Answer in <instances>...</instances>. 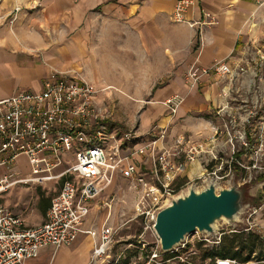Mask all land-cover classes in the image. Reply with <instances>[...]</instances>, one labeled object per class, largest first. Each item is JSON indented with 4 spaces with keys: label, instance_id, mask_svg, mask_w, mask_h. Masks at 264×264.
<instances>
[{
    "label": "crops",
    "instance_id": "0c3cea01",
    "mask_svg": "<svg viewBox=\"0 0 264 264\" xmlns=\"http://www.w3.org/2000/svg\"><path fill=\"white\" fill-rule=\"evenodd\" d=\"M180 1L0 0V99L21 91H42L54 72L80 77L97 90L129 89L135 100L162 84L139 118L145 129L134 131L133 149L148 144L165 127L167 140L159 141L160 147L170 146L178 135L210 138L221 124L216 108L232 99L224 96L223 87H233L232 97L264 92V62L259 56L264 51V0H188L186 21L177 22L172 13ZM16 7L20 10L11 22ZM206 13L214 21L207 23ZM218 60L232 67L241 63L247 74L233 83L226 74L205 76L198 85L186 83L194 61L209 66ZM176 93L184 102L177 113H167L163 101ZM219 138L224 140L222 132ZM67 159L73 160L71 154ZM136 160L150 170L148 151ZM21 161L26 165V159ZM2 167L9 173L20 168L16 163ZM201 171L200 163L189 164L177 183ZM124 179L117 174L109 188H123ZM130 190L134 195L125 196L136 202L137 191ZM55 195L36 204L34 214H22L27 226L46 220ZM99 207L100 201H91V212ZM89 215L85 228H99L107 219L104 215L102 223L95 224ZM93 247V237L81 234L71 245L42 247L26 264H87Z\"/></svg>",
    "mask_w": 264,
    "mask_h": 264
},
{
    "label": "built area",
    "instance_id": "2783aa9c",
    "mask_svg": "<svg viewBox=\"0 0 264 264\" xmlns=\"http://www.w3.org/2000/svg\"><path fill=\"white\" fill-rule=\"evenodd\" d=\"M189 5L190 1L181 0L172 19L186 21L184 12ZM19 10L20 7L15 8L11 22ZM205 15L207 23H211L213 16ZM212 74H226L233 83L247 74V68L232 67L223 60L209 66L194 61L186 73V83L198 85ZM232 91V86L222 89L224 96L232 99L216 108L221 124L210 138L196 141L178 135L170 146L160 147L158 142L167 140L165 127L148 144L128 148V153L123 150V141H135L136 134L128 131L117 138V132L112 131L109 137L113 142L104 141L105 128L95 108L97 91L80 77L54 72L42 91H21L0 99V167L16 163L21 168L0 178V197L17 184L62 180L42 224L27 226L22 214L14 213L0 202V264H26L28 259L39 255L42 247L71 245L81 234L94 239L87 264L166 262L160 258L162 249H153L138 262L123 259L122 253L112 254L119 230L109 222L114 197L103 201L108 214L101 227L85 228L91 201L107 191L117 174L128 179L131 188L137 191L135 217L142 219L143 234H157V214L172 199L187 194L190 188L201 191L210 183L215 184L217 192L230 187L234 185L237 170L244 172L249 180L261 177L264 189V92L232 97ZM183 102L184 97L177 93L163 104L175 114ZM221 132L226 137L223 141L219 138ZM146 151L151 159L150 170L142 168L136 160L137 155ZM70 154L72 161L67 159ZM23 157L26 165L21 161ZM197 162L202 171L182 184L177 183L188 165ZM24 166L29 167L27 174H23ZM261 199L263 206L264 195ZM262 206L244 205L243 209L251 210L246 219L250 225L247 230L252 228L251 216ZM225 262L238 264L233 259L219 260L218 264Z\"/></svg>",
    "mask_w": 264,
    "mask_h": 264
},
{
    "label": "rangeland",
    "instance_id": "374dc122",
    "mask_svg": "<svg viewBox=\"0 0 264 264\" xmlns=\"http://www.w3.org/2000/svg\"><path fill=\"white\" fill-rule=\"evenodd\" d=\"M262 45L264 46V42ZM261 56L260 59L264 62V51ZM238 65L242 66L241 63H238ZM241 77L242 76H240V78ZM161 87L162 84H157L153 89L144 91V97L138 100H135V95L130 93L128 91L129 89L114 86H108L106 89L104 88L105 90H97L94 88L97 91L95 108L102 121L101 123H103L105 128L106 137L104 141L107 144L113 142V139L109 137L110 132L112 131L117 132V138H120L125 132L132 131L133 134H136L134 131L139 130L140 132V130L145 129L141 127L142 122L139 118L149 105L148 101H151V94L154 91L159 90ZM168 112L169 110L167 109V113ZM94 127L97 128V125L94 124ZM184 136L190 138L186 135ZM225 138L226 137L224 136V140ZM222 139L223 138H221V140ZM135 143L136 141L130 142L124 139V152L128 153V148H132ZM22 159L26 158L23 157ZM23 168V171H29V167L27 168V166H24ZM6 174H9L7 167H0V178ZM18 174L20 175L21 172H18ZM23 174L25 173L23 172ZM124 180L125 181L122 184L123 188H108L106 194H102L95 199L97 202L100 201V207L98 208L99 210L97 208L92 210L89 217L91 218V221H95V224L102 223L103 216L105 213H108V208H103L102 206L103 201L114 197L115 202L112 205V215L109 222L114 227H118L119 230L112 244V254L118 255L122 253L123 259L138 262L144 260L146 255L153 249H161L160 237L157 234L150 232L143 234L142 219L135 217L134 199L131 201V199H128L127 196H125L134 195L133 191L130 190L132 188L128 181L126 179ZM234 184L239 185L243 190V205L250 204L255 207L262 206L261 196L264 195V189L261 184V177L249 180L244 172L237 170L234 177ZM61 186L62 180L46 183L27 182L17 184L1 195L0 202L6 205L14 213L34 214L35 212L33 211V208L35 205L39 204L41 201H45L47 197L57 194ZM108 195L111 196L106 198ZM250 212L251 210L246 207L241 210L234 220L221 219L217 221V225L212 233L196 231L187 235L180 244L173 248V250L168 252L163 251V254L160 257L161 260H165L167 256L179 254L175 257H170V259L163 264H180L187 262L190 264H201L202 259L199 249L197 248L198 242L204 241L211 245L214 243L217 244L218 242L216 241H218L226 231H237V229L249 226L246 219ZM106 216L107 214L105 217ZM250 221L252 222L253 230L264 234V205L262 208L258 209L256 214L251 216ZM234 225L236 226L235 228ZM218 261L219 260L216 261V264H218ZM204 264H209V261L204 262ZM243 264H264V262L250 261Z\"/></svg>",
    "mask_w": 264,
    "mask_h": 264
},
{
    "label": "water",
    "instance_id": "95a60500",
    "mask_svg": "<svg viewBox=\"0 0 264 264\" xmlns=\"http://www.w3.org/2000/svg\"><path fill=\"white\" fill-rule=\"evenodd\" d=\"M244 195L239 185L216 190L210 183L201 191L190 188L187 194L171 200L157 214L155 230L164 252L173 250L187 235L196 231L214 232L221 219L234 220L243 209Z\"/></svg>",
    "mask_w": 264,
    "mask_h": 264
},
{
    "label": "trees",
    "instance_id": "16d2710c",
    "mask_svg": "<svg viewBox=\"0 0 264 264\" xmlns=\"http://www.w3.org/2000/svg\"><path fill=\"white\" fill-rule=\"evenodd\" d=\"M246 228H249V226L237 229V231H226L217 244L211 245L204 241L198 242L197 248L202 259L201 264L206 261H209V264H216V261L220 259H233L240 263L264 262V234L252 228L248 230ZM177 255L179 254L167 256L165 261Z\"/></svg>",
    "mask_w": 264,
    "mask_h": 264
},
{
    "label": "bare ground",
    "instance_id": "6f19581e",
    "mask_svg": "<svg viewBox=\"0 0 264 264\" xmlns=\"http://www.w3.org/2000/svg\"><path fill=\"white\" fill-rule=\"evenodd\" d=\"M223 219H224V218H223ZM227 221H228V220H227ZM216 225H217V224H214V225H213V227L215 228V227H216ZM223 264H227V263L225 262V263H223Z\"/></svg>",
    "mask_w": 264,
    "mask_h": 264
}]
</instances>
